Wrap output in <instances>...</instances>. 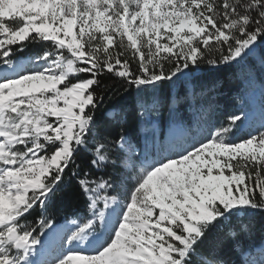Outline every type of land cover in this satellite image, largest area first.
<instances>
[{
    "label": "snow or ice",
    "instance_id": "obj_1",
    "mask_svg": "<svg viewBox=\"0 0 264 264\" xmlns=\"http://www.w3.org/2000/svg\"><path fill=\"white\" fill-rule=\"evenodd\" d=\"M205 65L245 83L236 111L198 103L217 81L173 100L163 139L154 122L128 134ZM258 73L264 0H0V264H237L227 247L264 264L242 239L264 236ZM68 193L84 211L61 226Z\"/></svg>",
    "mask_w": 264,
    "mask_h": 264
},
{
    "label": "trees",
    "instance_id": "obj_2",
    "mask_svg": "<svg viewBox=\"0 0 264 264\" xmlns=\"http://www.w3.org/2000/svg\"><path fill=\"white\" fill-rule=\"evenodd\" d=\"M261 79H264V77H261L258 73L257 87L255 90L259 93ZM217 81L220 83L216 84ZM104 83L110 84L111 80H105ZM214 84H216L215 91L208 92L206 98L201 99L198 103L207 109L213 121L223 120L225 114L234 112L238 108L241 95L245 92L246 85L242 80L233 77L232 70L225 69L213 72L205 65L201 67L200 71L191 74L186 81H178L174 87L165 89L161 93V100L164 107L158 116L154 114L150 117L149 122L140 126L129 125L126 131L133 136L139 135L142 142L144 135L143 129H151L154 122L156 134L163 138L165 131L171 128L169 108L173 107V100L175 98L185 97L193 89L196 93L211 89ZM132 102L131 98L120 100L118 97H113L111 100H108L106 97V103L109 106L126 104L130 107ZM174 107L179 111L185 126L192 127L195 124L197 114L195 107H190V102L181 99V103L174 105ZM57 208L60 209L56 216L59 224L68 223L73 219H79L84 211L81 199L71 193L58 197ZM242 239L246 250H255L264 243V236L261 235L258 228L250 238ZM220 255L224 259H233L239 264L240 257L232 252L230 247L225 248Z\"/></svg>",
    "mask_w": 264,
    "mask_h": 264
},
{
    "label": "rangeland",
    "instance_id": "obj_3",
    "mask_svg": "<svg viewBox=\"0 0 264 264\" xmlns=\"http://www.w3.org/2000/svg\"><path fill=\"white\" fill-rule=\"evenodd\" d=\"M248 102H249L250 107H252L253 109H257L258 110L259 106H260V103H261V95H260V93L257 90H255L254 93H249ZM238 107H239V105H238ZM170 130H171V128L167 129L165 131L164 137L168 136ZM181 134H182L181 130L178 129L177 132H176L177 137H179ZM238 135H240V133H238ZM64 226H70V224L68 223V224H66ZM258 248H256V249H258Z\"/></svg>",
    "mask_w": 264,
    "mask_h": 264
}]
</instances>
